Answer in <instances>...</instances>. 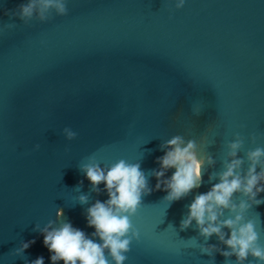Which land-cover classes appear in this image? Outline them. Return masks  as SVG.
<instances>
[{"label": "water", "instance_id": "obj_1", "mask_svg": "<svg viewBox=\"0 0 264 264\" xmlns=\"http://www.w3.org/2000/svg\"><path fill=\"white\" fill-rule=\"evenodd\" d=\"M24 2L0 0V27L17 25L0 32V264L39 256L51 264L33 229L56 221L59 209L91 236L86 208L108 196L104 184L99 195L91 192L79 171L88 157L101 166L139 163L147 175L159 169L160 145L176 135L194 139L200 155L216 163L204 168L199 188L170 207L148 177L153 191L131 218L140 240L125 264H213L200 244L228 249L216 236L205 242L195 221L185 231L179 226L193 199L218 183L209 176L222 170L235 134L245 140L240 157L264 147V0H185L179 10L175 0H68L67 16L9 20L5 11ZM65 127L76 139H65ZM84 194L89 202L80 205ZM245 215L264 245V204ZM32 240L23 256L14 255ZM214 264H225L218 252Z\"/></svg>", "mask_w": 264, "mask_h": 264}, {"label": "clouds", "instance_id": "obj_2", "mask_svg": "<svg viewBox=\"0 0 264 264\" xmlns=\"http://www.w3.org/2000/svg\"><path fill=\"white\" fill-rule=\"evenodd\" d=\"M171 2L168 0L169 4ZM184 4L185 0H175V10L182 9ZM67 5L68 0H26L4 14L9 20L18 19L25 25L32 21L46 23L54 18L53 13L58 17L67 16ZM16 26L15 23L4 24L0 32ZM62 134L67 141L77 137V133L68 127L63 129ZM249 139L255 144L259 137L253 134ZM244 144V138L239 133L235 134L227 144L228 151L222 162V170L209 176V183L214 179L218 183L193 199L180 222V231H185L195 221L199 236L205 242L216 236L228 249L223 251L216 245L200 244L201 255L213 257V264L214 253L217 252L225 258V264H252L253 261L264 264V245L260 243L256 224L246 219L245 215L253 205L264 204V199H257L264 193V147H256L240 157L238 153L242 152ZM198 147L194 139L186 141L183 136H173L160 145L164 155L156 160L159 169H153L147 175L139 163L133 164L123 159L109 166H101L93 156L87 158V163L79 164V171L91 184L90 191L99 195V185L104 184L108 199L104 202L97 200L86 208L87 226L95 229L91 236L73 227L64 218L63 209L57 210L56 221L50 220L43 228L35 225L33 231L43 236V244L51 254V264H58L59 261H63V264H125L133 241L140 240V233L131 218L140 208L142 198L153 191L149 187L148 177H155L156 191L162 189L167 193L162 202H166L168 207L186 198L201 186L204 168L213 167L216 163L207 154L201 156ZM39 148L37 144L34 150ZM68 151L66 148L65 152ZM170 169H175L174 173L165 178ZM82 185L83 181H80L75 189L81 191ZM236 194L241 197L238 203L234 200ZM76 199L80 205L89 202V196L85 194ZM57 222H60L58 226ZM224 229L229 232L226 233ZM95 238L100 242L97 243ZM34 243L35 240L21 242L14 255L23 256ZM232 257H235V261ZM31 264H44L43 256L37 257Z\"/></svg>", "mask_w": 264, "mask_h": 264}]
</instances>
